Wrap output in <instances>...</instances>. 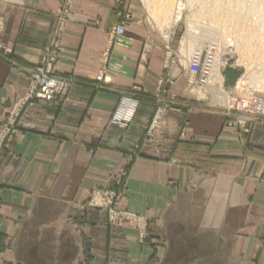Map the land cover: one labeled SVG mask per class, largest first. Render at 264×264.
Masks as SVG:
<instances>
[{
	"label": "crops",
	"instance_id": "1",
	"mask_svg": "<svg viewBox=\"0 0 264 264\" xmlns=\"http://www.w3.org/2000/svg\"><path fill=\"white\" fill-rule=\"evenodd\" d=\"M138 9L0 0V264H264V118L197 88ZM55 45L71 88L16 116ZM95 190L147 244L105 209L80 221Z\"/></svg>",
	"mask_w": 264,
	"mask_h": 264
},
{
	"label": "rangeland",
	"instance_id": "2",
	"mask_svg": "<svg viewBox=\"0 0 264 264\" xmlns=\"http://www.w3.org/2000/svg\"><path fill=\"white\" fill-rule=\"evenodd\" d=\"M136 1L139 5L138 10L141 11L140 13L143 16L142 17L143 21L150 24V26L153 29V32L155 34H157L160 39H162L164 42H166L167 45H170L169 49L167 48L169 53H170V57L176 58L179 61V63H181L182 66H184L186 68L187 72H189L190 76L192 77L193 83L197 84V88H203L204 91L207 90L208 94L211 95L212 99H216L220 103L227 105L228 106L227 113H229V114H231V112L234 113L235 111H230L231 105L234 103H238L240 101H247L253 105L254 104H264V85H260V78L253 81L251 79V77H249L250 73H248V72L244 73V71H246V70L245 69L243 70V68L239 66V64H240L239 62H241V61H244L245 63L248 62V65H253V64H255L256 66L262 65V62L264 61V59L262 61H257L259 58H261V59L264 58V56H262L263 55L262 52L257 48V46H255V47L252 46L248 50L249 53L247 56H249V57L248 58L246 57L248 59V61H245L244 55H241L238 52V50H235V48H236L235 46L237 44L239 35L240 36L248 35V31H249L248 29H250L251 25L254 26V23L250 22L248 24V23L244 22V20L235 18V20H233L235 22V24L233 21H232L233 24H232V22L228 21L227 23L229 25L224 23L225 25H227L226 27L222 23L223 21L215 24L213 21H215L217 18H215L211 15H203L202 14L200 17H197L196 13L198 11L201 12L200 5H195L194 7L186 6V9L182 13L180 20L177 22L175 20V14L173 13L174 11L172 12L171 16L167 20L164 21L161 18L157 19L154 17V14L157 11L156 3H153L152 7H149L148 4L145 2V0H136ZM176 1H178V0H176ZM182 1L186 5L187 0H185V1L182 0ZM238 1L237 0H234V1L225 0V2H223V7L226 10L228 9L227 11L230 10V12L233 14V11H234L233 9L237 8ZM233 3H235V4H233ZM225 4H227V5H225ZM249 4H251V2ZM231 5L234 6V8ZM230 7H232V8H230ZM172 9H174V7H172ZM211 9H209V10H211ZM225 9H223V10L221 9V12L219 11L218 15L221 16V18H223V16L225 15V14H223L225 12ZM244 9L246 10L245 14H244L245 16H250V15L252 16L251 13L247 12V11L251 10L250 8L249 9L244 8ZM238 10H240V9L237 8L236 11H238ZM248 14H250V15H248ZM157 15H158V13H157ZM169 15L170 14H168V16ZM233 15H237V13H234ZM67 17H68V14L66 12H64L63 14H61L58 17L60 25H62L66 22ZM192 23L198 29L195 34H193L191 32V31H193L190 28L191 27L190 25ZM240 23H241V25H240ZM232 26H234V27H232ZM237 26L240 30L237 28ZM248 26H250V27H248ZM228 28H230L231 30L232 29L233 30L236 29V30L231 31L229 29V31H228L227 30ZM119 29H123L124 34H125V29L123 27H118V28L114 29V34L116 36H120V37L124 36V34L123 35H117L118 34L117 31ZM222 29H224L225 33H223L224 31ZM226 32H228L231 35V37L230 36L228 37L229 34H227ZM244 32H245V34H242ZM60 34H61V30L59 29L58 34H57V38L60 37ZM234 34L236 35V37ZM185 38L187 40V43L183 44V40ZM231 38H233V39L230 40ZM230 43H232V44H230ZM246 46H244V47H246ZM224 48L226 50H228L227 52L230 54L229 57H225V56L223 57V52H225V51H223V50H225ZM55 51L58 52V48H56V45L46 53V55L44 56L41 63L31 72V74L29 76L30 87H29L28 94L22 100V102L19 104L18 111L16 112L17 113L16 116H18L20 114V112L24 109V107L26 105L43 102V101H40L37 99H33V100H29V101L27 99H28V96L30 94V90L32 89L33 82H34L33 81V73L36 71L37 68H39L43 64V62L45 60L49 61V60L53 59L54 61L52 63V70H53L55 76H57L59 78H63L65 80L71 82L70 80L56 74L54 66H55L56 61H57V59H56L57 58V54H56L57 52H55ZM196 53L201 54L203 59L207 58V60L212 63L211 71L208 72V76L206 78H202L201 74H199V73L195 74L191 69L192 60H193V57L195 56ZM209 57H210V59H209ZM216 61H219L220 71L222 72V73L220 72V76H219L221 79H219L218 82L211 85V83H210L211 81L209 79L212 76ZM179 63H178V65H179ZM224 65H226V66H224ZM237 66L239 68H237ZM249 79H251V80H249ZM240 80H241V82L238 85L237 83H239ZM72 83L73 82L70 83L71 85L69 88H71ZM216 88H220V90L219 89L216 90ZM66 90H64V91H66ZM232 93L234 94L233 96L231 95ZM61 94H59L55 98V100ZM50 103H52V102H50ZM130 114H132V112L129 113V115ZM252 115L257 117V118H264V116L262 117V116H258L256 114H252ZM231 126H233V124H228V127H231ZM10 136L11 135H7L6 140L1 142L3 144H1L0 150L4 148L5 142L9 141ZM112 191H110V190H95L92 193L91 198L88 201V203L85 204V206H81V208L79 210L80 221L82 222L84 219H86L88 211H103L105 209L108 212L109 217H110L109 220L113 225L116 224L119 219L123 218L129 226L136 228L141 233L138 242L141 245L147 244L149 222L147 221L146 218H143L140 216H135V215H131L129 213H124V212H117L114 209V204L116 202L117 194H116V196L113 195L114 193ZM85 258H86L85 264H90L89 263L90 259L88 258L87 254L85 255Z\"/></svg>",
	"mask_w": 264,
	"mask_h": 264
},
{
	"label": "bare ground",
	"instance_id": "3",
	"mask_svg": "<svg viewBox=\"0 0 264 264\" xmlns=\"http://www.w3.org/2000/svg\"><path fill=\"white\" fill-rule=\"evenodd\" d=\"M185 1V0H184ZM231 1V0H230ZM234 1V0H232ZM238 1V0H237ZM145 2L148 4L149 7H152L153 3H156V8L157 11L154 14V17L159 19L161 18L162 20H167L172 12L175 14V20L176 22L180 20V17L182 15V13L185 11L186 6H191L194 7L195 5H200V11H198L196 13L197 17H200L202 14L203 15H211L215 18H217L215 21H213L215 24L222 22L223 24L227 22H232L233 20H235V18L237 19H241L244 20V22L246 23H254V26L251 25L248 26L250 27V29H248V35H244V36H240L238 38L237 44H236V48L235 50H238V52L241 55H244V59L245 61H248V53H249V49L253 46H257V48L262 52V56H264V0H239L238 1V5L237 8H239L240 10L236 11V9H233V14L237 13V15H233L230 10L227 11L224 7H223V2H225V0H187L186 5L183 3L182 0H145ZM177 2V3H176ZM251 2V4H249ZM176 3V4H175ZM227 3V2H226ZM228 4V3H227ZM225 4V5H227ZM232 4V3H231ZM235 4V3H233ZM249 4V5H248ZM155 6V5H154ZM176 6V7H175ZM232 6V5H231ZM249 6V7H248ZM172 7H174V9H172ZM223 7V8H222ZM226 7V6H225ZM234 8V6H232ZM230 7V8H232ZM212 8V9H211ZM244 8H250V11H247L248 13H251L252 16L250 14V16H245V9ZM172 9V10H171ZM211 9V10H209ZM221 9H225V12L223 14H225L223 16V18H221V16H219V11L221 12ZM158 13V15H157ZM160 14V15H159ZM168 14H170L168 16ZM218 15V16H217ZM219 17V18H218ZM174 19V18H173ZM213 20V19H212ZM171 22V21H170ZM234 22V21H233ZM232 22V24H233ZM235 24V22H234ZM244 24V23H243ZM229 25V24H228ZM231 25V24H230ZM241 25V23H240ZM191 27V31L193 34L196 33V31L198 30L196 28V26L192 23L190 25ZM224 26L226 27L227 25L224 24ZM223 27V26H222ZM234 27V26H232ZM231 28V27H230ZM228 28L227 30L229 31ZM238 28V26H237ZM239 29V28H238ZM242 29V28H241ZM224 31V29H222ZM231 30V29H230ZM233 30V29H232ZM231 30V31H232ZM236 30V29H234ZM233 30V31H234ZM240 30V29H239ZM243 31V30H242ZM241 31V32H242ZM240 32V31H239ZM246 32V31H245ZM242 33V34H245ZM225 33V31L223 32ZM227 34H229L228 32H226ZM239 34V33H238ZM237 34V35H238ZM247 34V33H246ZM235 35V34H234ZM231 37V35L229 34L228 37ZM236 37V35H235ZM233 38H231L230 40H232ZM228 40V39H227ZM236 41V40H235ZM187 43L186 38L183 40V44ZM232 44V43H230ZM234 44V43H233ZM246 47H244V46ZM229 46V45H228ZM231 48V47H230ZM225 49V48H224ZM225 52H223V57H229L230 54L227 52L228 50H223ZM246 55V56H245ZM247 57V58H246ZM258 59V58H257ZM264 58H259L257 61H262ZM221 61V60H220ZM255 61V60H254ZM256 61V62H257ZM191 62V61H190ZM228 63V62H227ZM239 66L243 68V70L245 69L246 71H244V73H250L249 77H251V79L253 81L257 80L258 78H260V85H264V61L262 62V65L260 66H256L255 64L253 65H248V62L245 63L244 61L239 62ZM250 63V62H249ZM226 66V65H224ZM237 68H239L237 66ZM217 69V70H216ZM235 69V68H234ZM216 70V71H215ZM220 65H219V61H216L215 63V67L213 69V73L211 78L209 79L211 85H213L214 83L218 82L219 79H221L220 76ZM222 73V72H221ZM222 77V76H221ZM249 79V80H251ZM241 80L239 81V83H237L238 85L240 84ZM262 87V86H261Z\"/></svg>",
	"mask_w": 264,
	"mask_h": 264
},
{
	"label": "built area",
	"instance_id": "4",
	"mask_svg": "<svg viewBox=\"0 0 264 264\" xmlns=\"http://www.w3.org/2000/svg\"><path fill=\"white\" fill-rule=\"evenodd\" d=\"M117 35H123L124 30L119 29ZM210 59V57H209ZM53 59L45 60L43 64L36 69L33 73V86L30 90L28 96V101L37 99L46 103L53 102L55 98L61 94L64 90L70 87L69 81L55 76L52 70ZM212 63L203 59L202 55L196 53L193 57L191 69L195 74H201L202 78L208 76V72L211 71ZM230 111H235L237 113H247V114H256L258 116H264V104H251L247 101H240L231 105ZM12 132L9 131V135ZM0 143V147H1Z\"/></svg>",
	"mask_w": 264,
	"mask_h": 264
}]
</instances>
